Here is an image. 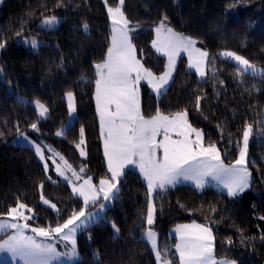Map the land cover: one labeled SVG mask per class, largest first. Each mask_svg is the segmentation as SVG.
Instances as JSON below:
<instances>
[{
    "label": "trees",
    "instance_id": "1",
    "mask_svg": "<svg viewBox=\"0 0 264 264\" xmlns=\"http://www.w3.org/2000/svg\"><path fill=\"white\" fill-rule=\"evenodd\" d=\"M117 4L118 0H107V4L105 0H5L1 4L0 41L7 43L0 54V216L20 201L34 210V223L55 227L84 206L68 183L49 179L34 149L10 142L20 132L34 135L33 123L75 166L86 164L95 180L110 175L95 100V65L106 58L111 46L107 8ZM123 11L130 25L137 26L131 37L138 55L155 73L165 70L166 58L155 52L152 43L155 26L165 16L175 30L196 38L209 51V79H200L183 59L163 95L157 97L148 85H142L140 102L145 117L155 115L157 109L165 114L187 109L190 123L204 131L207 144L220 147L226 163L238 158L246 125L252 124L255 130L248 156L253 184L241 195L233 197L215 187L200 189L190 184L154 194V228L160 232V250L168 249L171 260L178 263L174 252L177 237L170 230L180 223L198 221L213 229L217 256L239 264H264V75L238 73L237 64L218 56V52L230 50L264 66V0H125ZM50 15L62 16L60 25L39 27V21ZM17 33L43 42L33 49L17 42ZM67 92L76 96L77 119L59 137L57 131L69 117ZM19 95L42 101L49 115L40 118L36 108ZM198 95L204 99L200 111H194ZM81 129L86 157L76 147ZM51 173L55 175L53 170ZM120 185L107 218L78 235L79 264H158L142 237L147 228L142 219L147 212V183L130 167ZM41 193L56 209L43 204ZM113 222L119 228L118 236ZM4 236L0 234V241Z\"/></svg>",
    "mask_w": 264,
    "mask_h": 264
},
{
    "label": "snow or ice",
    "instance_id": "2",
    "mask_svg": "<svg viewBox=\"0 0 264 264\" xmlns=\"http://www.w3.org/2000/svg\"><path fill=\"white\" fill-rule=\"evenodd\" d=\"M107 4V0H105ZM125 0H118V5L108 6L107 12L111 19V46L107 49L106 58L95 65L97 80L95 81V100L100 121V130L103 137L104 155L107 158L110 179H100L99 185L92 183L88 177L79 187L73 185L72 191L83 198V205L79 211H73L62 223L55 227H35L31 231L32 236L25 234V229L30 228L27 223L32 217L25 214L33 209L23 202L17 201L15 207L2 214L10 219H0V232L7 229H15L13 235L0 243V251L7 249L14 256L23 258L25 264H52L53 260L60 257H68L79 264V253L76 246V233L80 229L87 230L90 222L98 213H87L85 209L91 204L95 205L98 200L112 201L118 198L120 191L117 186L124 169L128 165L138 166L147 182V212L142 219L146 220L147 228L143 238L150 243L158 264H172V260L166 258L168 249L160 250L157 243L158 234L153 230L155 224L157 206L153 194L167 192L169 187H175L181 179L193 181L197 188L202 189L207 183V177L218 181L227 189L229 196H236L249 187L251 173L247 167L249 139L253 135V125L247 124L242 133V146L239 148V156L233 164L226 165L220 149L214 143L205 145L204 134L201 129L195 128L188 120V110L184 109L171 115H165L157 109L155 115L145 117L141 111L139 85L146 81L150 91L157 97L163 95L173 79L175 61L181 51H186L189 56V67L195 68L203 79L207 75L209 53L195 48L196 41L192 37L174 32L166 25L167 17L156 28L157 38L153 46L168 58V68L161 76L157 77L151 70L144 67L136 57V48L132 43L130 33V21L123 11ZM44 25L52 26L59 23L56 16L45 17ZM85 32L88 25H83ZM19 36L20 34L17 33ZM6 41H0V49L6 47ZM33 48H38L37 40L29 41ZM221 55L226 60L235 61L240 67L239 72H251L254 75H264V69L258 68L245 57L234 51H224ZM2 71V69H0ZM212 72L216 69L213 66ZM242 82V80H241ZM223 83V81H221ZM69 109L75 112L73 93L68 92ZM193 110L200 111V102L204 97L196 96ZM39 108L40 117H46L48 108L35 101ZM261 123H264L262 121ZM33 130L38 131L36 123L31 124ZM3 135V133H0ZM24 134L21 133V136ZM63 135V131L57 133ZM163 135V139L157 141V136ZM175 135L176 139L172 136ZM81 140L76 144L82 156L86 155ZM37 154L44 159L43 150L35 145ZM59 156V153H54ZM63 160V157H60ZM67 169L71 165L64 161ZM47 170V163H45ZM55 171L59 176L68 179L65 169L59 164L55 165ZM84 169L81 168V172ZM76 180L81 177L72 170ZM50 179V177H49ZM43 189V184L39 185ZM44 205L56 209V205L46 199L41 193ZM100 204V210L105 208ZM162 207V206H161ZM25 223H20V220ZM114 234L119 235V228L112 223ZM176 233L179 242L174 245L178 253L179 264H236L234 260L227 258L217 259L215 255V238L212 228L206 224L177 225ZM37 236L43 239L37 240ZM71 244L70 252H59L56 247L57 239ZM245 241L242 238L241 243ZM229 245L231 240L226 241ZM99 260L98 254H95Z\"/></svg>",
    "mask_w": 264,
    "mask_h": 264
},
{
    "label": "rangeland",
    "instance_id": "3",
    "mask_svg": "<svg viewBox=\"0 0 264 264\" xmlns=\"http://www.w3.org/2000/svg\"><path fill=\"white\" fill-rule=\"evenodd\" d=\"M4 1H5V0H0V6H1L2 3H4ZM117 5H118V4H117ZM117 5H115V6H117ZM115 6H113V7H115ZM50 16H56V17L58 18V20H59V23H58V24H55V25H52V26L44 25V24L42 23L43 19H44L45 17H49V16H45V17H43V18L39 21L38 26L41 27V28H46V29H47V28H49V29H51V28H57V27L60 25V22L62 21L63 17L60 16V15H50ZM160 22H161V21H160ZM160 22L155 26V32H156V28L159 26ZM166 25H167L168 28H171L174 32L180 33V34H182V35H184V36L191 37V36H189V35H187V34H185V33H182V32H179V31L175 30V29H174V28L168 23V21H166ZM133 26H134V27H132V26L129 24V27H130V28H134V29L136 30L137 26H135V25H133ZM156 38H157V34L155 35V39H154V40H156ZM192 38L196 41V43H195V45H194L195 48L201 49V50L206 51V52L209 53V51H208L207 49L203 48L202 46H200V45L198 44V40H197L196 38H194V37H192ZM32 39L37 40L38 43H39V46H40V45L42 44V42H43L41 39H39V38H37V37H35V36H30V37L19 36V37L17 38V42L22 43V44H25V45H27V46H31V44L29 43V41L32 40ZM31 47H32V46H31ZM32 48H33V47H32ZM38 48H39V47H38ZM38 48H33V49H38ZM153 48H154V50H155V52H156L157 54H159V55H161V56H164V57L166 58L165 70H164L162 73H160V74L155 73L151 68L147 67V66L145 65V63L143 62V59L138 55L137 51H136V57H137V59H139V60L141 61V63L144 65L145 68L151 70V71H152L157 77H159V76H161L165 71H167V68H168V58H167V56L164 55L162 52L157 51L156 48H155L154 46H153ZM1 51H2V49H0V54H1ZM224 51H226V50H222V51L218 52V56L224 58V57L221 55V53L224 52ZM227 51H230V50H227ZM241 56H242V55H241ZM243 57H244V56H243ZM245 58H246V57H245ZM183 59L185 60L186 67H187L188 69L196 71L195 68H190V67H189V56H188V53H187L186 51H181L180 54H179V56L176 58V61H175V71H173V73H172V77H173V79H174V76H175L176 70H177L178 66L180 65V63H181V61H182ZM208 59H209V57H208ZM224 59H225V58H224ZM246 59H248V58H246ZM248 60H249V59H248ZM230 61H232V60H230ZM249 61H250L252 64H255L258 68L264 69V66H262V65H260V64H258V63H255V62H253V61H251V60H249ZM232 62H234L235 64H237L235 61H232ZM237 65H238V64H237ZM238 67H240V66L238 65ZM206 71H207V75H206L203 79L200 77V75H199V73H198L197 71H196V73L198 74V77H199L200 79L205 80V79H209V78H210L211 70H210V68H209V64H208V66H207V68H206ZM244 73H250V74H252L250 71H249V72H244ZM253 75H254V74H253ZM173 79H172L171 81H169V86L171 85ZM142 85H147L146 81H141V83H140V85H139L140 95H141V87H142ZM148 86H149V85H148ZM169 86L167 87V89L169 88ZM149 87H150V86H149ZM167 89H166V90H167ZM67 93H68V92H67ZM67 93H66V94H67ZM71 93H73V96H74V101H72V102L74 103V106H75V112H72V111L69 109V103H70V101H69V98H68L67 95H66V99H67V103H68V109H69V117H68L67 121L63 124V126L57 131V133L60 132L61 130L64 132V131H65L68 127H70V126L76 121V119H77V102H76V96H75L74 92H71ZM19 97H20L21 100H23V101H25V102H29V103H31V104L36 108V110L38 111V115H39V108H38L37 105L35 104V101H37V100H29V99H28L26 96H24V95H19ZM39 101H40V100H39ZM40 103L44 104L42 101H40ZM44 105H45V104H44ZM45 106H46V105H45ZM46 107H47V106H46ZM47 108H48V107H47ZM48 110H49V109H48ZM163 114H165V113H163ZM48 115H49V111H48L47 116H48ZM165 115H166V114H165ZM47 116H46V117H47ZM39 117H40V115H39ZM46 117H40V118H46ZM188 120H189V117H188ZM189 122H190V120H189ZM192 126H193V125H192ZM193 127H194V126H193ZM195 128H196V127H195ZM198 129H201V128H198ZM201 130H202V129H201ZM31 131L33 132L34 135H31V134H29V133H27V132H20V133H18L15 137H13V138L10 140V142H11L12 144H15V145H24V146H28V147H31V148L34 149V150H35V145H39V146L41 147V149L43 150L44 159H41L40 155L37 154L38 159L41 161V163L44 165V167H45V163H47V173H48V177H50L51 180L60 179V180H62V181H64V182L68 183V184L71 186V189H72L73 185H76L77 187H79L81 184H83V181H84L85 179H87L88 177H91V178H92V183H93V184H96L97 186L99 185V181H100V179H110V178H111V173H110V175L107 176V177H102V178H100V179H98V180H95V178H94V173L91 172V171H89L88 166H87L86 164H82L81 167H77V166H75L74 163L68 158V156H67V155H66L61 149H59L57 146H55L51 141H49V140L46 138L45 135H43V132L40 130L39 127H38V131L33 130L32 128H31ZM202 131H203V130H202ZM254 131H255V130H254V127H253V135H254ZM21 133H23L24 135L21 136ZM203 134H204V131H203ZM253 135H252V136L250 137V139H249V146H248L247 159H248V156H249V147H250V143H251V141H252ZM57 136L61 137V135H57ZM159 136H160V135H159ZM159 136H158V139H159ZM160 137H161V139H163V135H161ZM172 138H173V139H176V138H178V137H176L175 135H173ZM83 139H84V141H85L84 131H83ZM80 140H81V139H80ZM79 142H80V141H79ZM79 142H78V143H79ZM204 143H205V141H204ZM205 145H207V144H205ZM216 146L220 149V147H219L217 144H216ZM241 146H242V145H241ZM82 147L84 148V151H85V153H86V155H84L83 157H86V156H87L86 141H85V144L82 145ZM79 151H80V149H79ZM35 152H36V150H35ZM220 152H221V150H220ZM36 153H37V152H36ZM54 153H59V156H55ZM81 156H82V155H81ZM238 156H239V155H238ZM60 157H63V160H62ZM221 158H222L223 162H224L226 165H230V164H233V163H234V162H233V163H226V162L224 161L222 155H221ZM65 160L67 161V164H68V165H71V169H67V166H66L65 163H64ZM57 164H59L60 167H61L62 169H65V174H66V176L68 177V179H65L64 177L59 176V174L55 171V165H57ZM131 166H132V165H131ZM127 167H128V166H126L125 169H126ZM247 167H248V169H249V171H250V173H251V179H250L249 187L246 188L243 192H245L246 190L250 189L251 186H252V184H253V175H252V172H251V170H250L248 164H247ZM81 168L84 169L83 172H81ZM51 170H53V172L55 173L56 176L53 175V174L51 173ZM72 170H74V171H75V172L81 177L80 180H76V178L72 175ZM121 178H122V177H120V180H121ZM206 179H207V183L204 185L203 188H206L207 186H213V187H215V188H216V187H219L220 189L226 190V192H227V189L224 188L223 185L220 184L218 181L214 180V179L211 178V177H207ZM180 181H182V182H187V183H190V184L195 185V183H194L193 181H190V180H183V179H181ZM117 186H118L119 189L121 190V185H120V183H119ZM195 186H196V185H195ZM203 188H202V189H203ZM119 192H120V191H119ZM243 192H240V193H238L237 195H241ZM74 194H75V193H74ZM118 194H119V193H118ZM154 194H155V193H154ZM154 194H153V198H154ZM75 195H76V194H75ZM237 195H236V196H237ZM43 196H44V195H43ZM44 197H45V196H44ZM79 197H80V196H79ZM45 198H46V197H45ZM80 198L83 200L82 197H80ZM46 199H48V198H46ZM48 200H49V199H48ZM49 201H51V200H49ZM114 201H115V199L112 200V201H104L103 199H100V200L97 201V203H96L95 205H91V204H90V205L85 209V211H86L87 213H93V214L98 213V215L94 216L93 220L90 222V225H92V224H94V223H97V222L100 221L101 219L107 218V211H108V209L113 205ZM42 202H43V201H42ZM51 203L54 204L52 201H51ZM100 204H105V205H106L105 208H104L103 210H100V207H99ZM83 207H84V206H83ZM29 208H30V207H29ZM25 214L28 215V216H30V217H32V218H33V216H34V212H33V211H31V212L26 211ZM32 218L29 219V220L27 221V223L30 225V228L25 229V234H26V235H29V236L35 235V234L31 231V228H35V227H43V226H39V225H37L36 223H34V222L32 221ZM0 219H10V218H8V217H6V216H0ZM19 222H20V223H25V221H23L22 219H21ZM192 223H196V224H206V223H201V222H198V221H191V222L180 223V224H177V225H185V224H192ZM111 224H112V223H111ZM90 225H89V226H90ZM177 225L173 226V227L171 228V230H170V235H171V236H176V237H177V241H176V243L179 242V237H178V234L176 233ZM206 225H208V226L210 227L209 224H206ZM152 227H153V230L158 234V236H157V243H158V246H160V232H159L157 229L154 228V225H153ZM83 230H84V229H80V230H78L77 233H76V246H77V250H78V253H79V259L81 258V254H80V252H79V248H78V235H79ZM14 232H15V229H7V230L4 231V232H0V234H5L3 240L0 241V243H3V241L7 240L11 235H13ZM143 233H144V232H143ZM143 233H142V237H143ZM212 233H213V236H214V238H215V234H214L213 229H212ZM36 238H37V240H41V239H43L42 237H39V236H37ZM149 244H150V243H149ZM56 247H57V250H58L59 252H70L71 244H70V242H68V243L61 242L60 239L58 238L57 241H56ZM174 252L178 255V253L176 252L175 247H174ZM215 255H216V251H215ZM216 257H217V259H220V258H227V259H229V260H234V261L236 262V264H239L238 261H236L235 259H232V258H228V257H219V256H217V255H216ZM166 258L171 259V258L169 257L168 252H167ZM75 263H76L75 260H69V258L66 257V256H65V257H60L59 259H57V260H53V261H52V264H75ZM0 264H25V261L23 260V258H21V257H19V256H14L9 250L4 249V250L0 251ZM172 264H179V262L176 263V262L172 261Z\"/></svg>",
    "mask_w": 264,
    "mask_h": 264
},
{
    "label": "crops",
    "instance_id": "4",
    "mask_svg": "<svg viewBox=\"0 0 264 264\" xmlns=\"http://www.w3.org/2000/svg\"><path fill=\"white\" fill-rule=\"evenodd\" d=\"M130 35H131V33H130ZM141 103V102H140ZM166 115H171V114H166ZM147 118V117H146ZM161 136V135H160ZM159 136V139H158V136H157V141H160V140H162L161 139V137ZM205 144H207L206 142H205ZM104 146V145H103ZM106 160H107V158H106ZM130 167H132V168H135V169H137L139 172H140V170H139V167L138 166H134V165H128V167L126 168V169H124V172L128 169V168H130ZM140 174H141V177H142V179L146 182V180L144 179V177H143V174L140 172ZM147 183V182H146ZM178 184H190V183H187V182H182V181H179V183H177V185ZM190 185H193V184H190ZM195 186V185H194ZM207 187H213V186H207ZM170 188V187H169ZM217 189H220L219 187H216ZM220 190H223V189H220ZM224 192H226V190H223ZM227 193V192H226Z\"/></svg>",
    "mask_w": 264,
    "mask_h": 264
}]
</instances>
